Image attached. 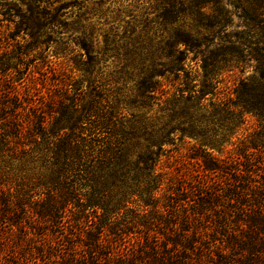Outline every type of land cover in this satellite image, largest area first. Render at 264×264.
<instances>
[{
    "label": "trees",
    "instance_id": "obj_1",
    "mask_svg": "<svg viewBox=\"0 0 264 264\" xmlns=\"http://www.w3.org/2000/svg\"><path fill=\"white\" fill-rule=\"evenodd\" d=\"M116 2L0 0V264H264V0H156L146 57L121 54ZM107 54L155 108L126 115ZM52 55L70 78L45 110L14 72Z\"/></svg>",
    "mask_w": 264,
    "mask_h": 264
},
{
    "label": "rangeland",
    "instance_id": "obj_2",
    "mask_svg": "<svg viewBox=\"0 0 264 264\" xmlns=\"http://www.w3.org/2000/svg\"><path fill=\"white\" fill-rule=\"evenodd\" d=\"M11 0H6V2H10ZM110 1H117L116 4L108 3L107 6L110 9H116L117 7L122 10L121 12V20L116 21L117 26L119 27L118 34L116 35V41H118L119 45L124 46L121 50V54H123L126 49V45L128 44L127 41H132L137 39L138 43L135 47H137V52L140 54L141 57L149 56L153 53L156 48L158 47V38L153 40L146 39L144 37V32L142 31V27L146 22L140 23L142 20L146 19L148 13L151 12L150 7L155 4L156 0H110ZM70 10V8H67ZM116 11L113 12V14ZM154 14H149V18L153 17ZM149 21V20H148ZM236 22V20H235ZM143 24V25H142ZM149 25L152 28H155L157 25L156 22L151 23ZM15 27L13 22H9L8 20L0 21V35L1 41L0 45L2 50L8 49L7 54L10 55V49H12V45L14 41L11 40L9 37V30H12ZM133 27V29H132ZM133 32L130 33V31ZM153 30V29H151ZM125 31H128L126 35L130 36L129 39L123 37ZM153 34V33H152ZM67 33L64 34L66 36ZM114 34H112V37ZM150 36V35H149ZM100 40H103V37L100 36ZM8 44V46L6 45ZM10 44V45H9ZM53 47L61 48L63 46H59L56 44H52ZM140 46V47H139ZM133 46L130 44L127 45V49H132ZM138 54L135 58L138 60ZM122 57V56H121ZM32 59L35 56L31 57ZM26 60L25 63L20 65L21 70L23 71V78H18L17 73L14 72L16 75V79L18 82H22L26 75L32 71L28 84L29 90L31 93L36 97L33 101L35 105H43L45 110H49V106L51 105V98L55 95L61 94L65 90V83L68 82V78H70V65L66 64V61L63 56L54 57V55L47 57L48 62L39 61L40 59L35 58ZM46 60V61H47ZM126 62L125 57L123 56L121 60L116 57H112V55H104V59L98 64L97 69L99 68L102 71L103 81L105 82L106 86L105 89L112 90L110 97L112 99L116 96L119 99V105L126 107V115L131 117V113H137L138 111L150 112L153 108L156 107V104L149 102V106L144 108L137 107L138 104L133 105L131 101L134 97H136V84L139 81V71L138 69L132 68H123L124 63ZM149 62L144 64V67H147ZM141 64L138 65V68H144ZM20 87L21 95L26 92L24 87L21 84H18ZM118 90L119 94L117 95L114 93L116 89ZM136 100L139 101L140 98L136 97ZM129 103V105H127ZM158 112V111H157ZM160 113H158L159 115ZM188 140V139H187ZM190 143H193L191 141ZM187 142H176V148L174 145L169 146V149L172 148L170 152H168L170 157L169 164L175 166L180 165L189 166L188 157H189V149ZM175 148V150L173 149Z\"/></svg>",
    "mask_w": 264,
    "mask_h": 264
}]
</instances>
